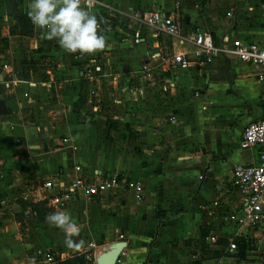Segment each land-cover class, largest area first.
Here are the masks:
<instances>
[{
	"label": "crops",
	"instance_id": "1",
	"mask_svg": "<svg viewBox=\"0 0 264 264\" xmlns=\"http://www.w3.org/2000/svg\"><path fill=\"white\" fill-rule=\"evenodd\" d=\"M30 2L0 0V264H28V256L49 250L70 257L63 231L46 221L57 210L82 226L74 239L85 245L123 241L116 264H264V222L237 234L228 219L239 205L231 167L256 163V149H241L239 140L263 113L258 69L223 58L215 66L159 68V54L190 45L141 28L133 46L129 19L132 10L172 11L181 33L264 45V0H96L107 46L95 55L68 54L33 24L20 35L14 28ZM91 63L98 81L81 72ZM146 63L150 76L139 72ZM1 65L16 85L4 86ZM75 164L88 180L118 172L138 181L140 199L116 188L58 207L51 194L75 175ZM48 179L53 189L34 190Z\"/></svg>",
	"mask_w": 264,
	"mask_h": 264
},
{
	"label": "built area",
	"instance_id": "2",
	"mask_svg": "<svg viewBox=\"0 0 264 264\" xmlns=\"http://www.w3.org/2000/svg\"><path fill=\"white\" fill-rule=\"evenodd\" d=\"M92 8L96 5V0H91ZM87 6V5H85ZM264 12V3L261 4ZM132 30L130 33V41L133 46L140 44L141 28H145L152 32L154 36L165 35L178 40L179 43L188 44L191 47L189 52H171L170 54H159L157 56V65L159 68L168 67L173 69H186L191 66L200 67L209 65L212 60L223 58L233 59L258 69L259 74L256 78L259 82L264 80V45L253 42H233L230 44L215 43L209 34L198 31L196 29H187L181 33L180 22L174 12H161L155 8L146 11L132 10L129 14ZM1 69L8 76L4 81V86L16 85V80L11 75V70L6 65H1ZM152 66L143 64L139 72L143 75L150 76ZM83 76L89 81H98L99 68L93 63L81 66ZM24 96H26L24 94ZM263 104V113L261 118L248 122L242 129L239 147L241 149H256L255 164H234L230 171V184L232 188L239 194V205L236 214L231 215L228 219L232 220L235 225L237 234L245 232L248 228L254 227L264 222V88L260 95ZM71 149H75L72 145ZM82 166L75 164L73 171L75 175L68 181L67 185L61 190H55L51 194V203L62 207L69 200L76 196L91 198L100 196L105 192H109L116 188L126 190H134V198L140 199V183L131 181L123 173L114 172L93 180L81 176ZM199 179L202 175L198 176ZM56 185L51 180H43L33 185L34 190H49ZM215 205L216 202H213ZM121 239L122 235L118 234ZM206 241L214 242L213 237H205ZM103 246V245H102ZM101 246L89 241L80 251H72V255H83L84 258L93 259L96 251ZM236 249L234 239L231 238L227 244V250L232 252ZM123 250V249H122ZM120 251L115 264L119 262ZM37 261L41 264H52L57 260H63L60 255L54 251H42L36 254ZM90 264H94L91 260Z\"/></svg>",
	"mask_w": 264,
	"mask_h": 264
},
{
	"label": "clouds",
	"instance_id": "3",
	"mask_svg": "<svg viewBox=\"0 0 264 264\" xmlns=\"http://www.w3.org/2000/svg\"><path fill=\"white\" fill-rule=\"evenodd\" d=\"M27 15L41 30L42 38L55 40L68 54L95 55L107 46V38L100 31L101 20L92 11L91 0H31ZM46 221L63 231L66 248L80 251L84 247L83 239H74L80 236L82 226L67 211L50 213Z\"/></svg>",
	"mask_w": 264,
	"mask_h": 264
},
{
	"label": "trees",
	"instance_id": "4",
	"mask_svg": "<svg viewBox=\"0 0 264 264\" xmlns=\"http://www.w3.org/2000/svg\"><path fill=\"white\" fill-rule=\"evenodd\" d=\"M32 26V22L29 19L28 15H23L18 18V24L16 28L20 33V35L27 36L28 35V29H30ZM13 30V29H9ZM111 122L109 120H106V127L109 128ZM243 245L238 244V255H243ZM52 264H85L84 256L83 255H72L68 258H65L63 260H57L56 262Z\"/></svg>",
	"mask_w": 264,
	"mask_h": 264
},
{
	"label": "water",
	"instance_id": "5",
	"mask_svg": "<svg viewBox=\"0 0 264 264\" xmlns=\"http://www.w3.org/2000/svg\"><path fill=\"white\" fill-rule=\"evenodd\" d=\"M216 59L212 60V65L215 66ZM1 82V77H0ZM0 112H4L3 109ZM125 243L123 241H118L110 243L108 245L101 246L94 256V264H115L120 251L124 248Z\"/></svg>",
	"mask_w": 264,
	"mask_h": 264
},
{
	"label": "rangeland",
	"instance_id": "6",
	"mask_svg": "<svg viewBox=\"0 0 264 264\" xmlns=\"http://www.w3.org/2000/svg\"><path fill=\"white\" fill-rule=\"evenodd\" d=\"M99 73V72H98ZM38 257L36 256V253L31 254L30 256H28V264H41L40 262L37 261ZM85 260V264H87L89 262L88 259L84 258Z\"/></svg>",
	"mask_w": 264,
	"mask_h": 264
}]
</instances>
